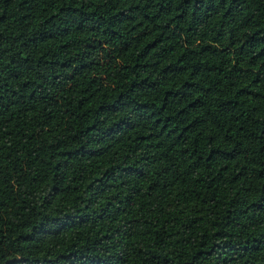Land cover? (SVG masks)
<instances>
[{
	"label": "trees",
	"instance_id": "obj_1",
	"mask_svg": "<svg viewBox=\"0 0 264 264\" xmlns=\"http://www.w3.org/2000/svg\"><path fill=\"white\" fill-rule=\"evenodd\" d=\"M0 264H264V0H0Z\"/></svg>",
	"mask_w": 264,
	"mask_h": 264
}]
</instances>
